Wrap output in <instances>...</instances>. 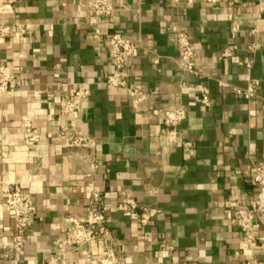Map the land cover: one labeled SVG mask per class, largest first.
<instances>
[{
    "label": "crops",
    "instance_id": "obj_1",
    "mask_svg": "<svg viewBox=\"0 0 264 264\" xmlns=\"http://www.w3.org/2000/svg\"><path fill=\"white\" fill-rule=\"evenodd\" d=\"M113 4L99 25V40L88 0H18L1 9V21L12 30L26 25L27 31L0 38V67L13 72L17 86L0 98V264H45L64 235V215L83 219L93 188L108 217L116 264H243L250 249L225 203L253 202V167L264 163V1ZM114 31L139 45L124 69L127 85L145 93L137 109L124 88L102 83L111 70L107 37ZM178 31L190 37L195 72L178 66ZM251 43L258 44L253 54L247 50ZM229 45L236 49L220 57ZM245 57H252L250 76L258 80L249 99L233 90L246 87L245 69L238 65ZM78 81L90 89L78 123L93 141L89 150L67 149L58 133L63 93L55 84ZM204 91L209 106L200 102ZM154 107L185 110L174 145L160 146L162 125L151 115ZM24 115L42 136L32 147L23 143ZM87 154L97 165L91 177L84 173ZM11 184L37 208L19 253L11 247L13 216L5 205ZM127 198L159 213L139 225ZM254 231V255L263 261L264 220H254ZM101 249L100 241L91 245L95 255ZM65 261L89 264L78 252Z\"/></svg>",
    "mask_w": 264,
    "mask_h": 264
},
{
    "label": "built area",
    "instance_id": "obj_2",
    "mask_svg": "<svg viewBox=\"0 0 264 264\" xmlns=\"http://www.w3.org/2000/svg\"><path fill=\"white\" fill-rule=\"evenodd\" d=\"M177 3L179 0H169ZM214 3L216 0H202ZM259 3L264 0H256ZM18 0H0V38L11 39L19 37L27 31L26 25H17L12 30L8 21H1V9L4 5L15 6ZM88 8L92 15L90 23L95 26L94 37L100 39L101 31L99 25L102 21L109 18L114 10L113 0H88ZM262 10V8H260ZM239 21L234 19L231 29L236 32ZM109 50V61L111 70L103 77L102 83L111 87H122L126 90L128 100L134 109H137L145 99V93L141 88L128 86L124 78V69L128 61L135 58L139 52V45L119 32H112L107 37ZM175 44L179 51L178 66L182 71L195 72L194 51L190 37L184 31L175 34ZM236 49L235 45L227 46L220 54V57H227ZM258 49L257 43H251L247 50L253 54ZM238 65L245 69L246 87L240 89L234 87L233 90L249 99L254 95V87L258 85V80L250 76L253 65L252 57H245L238 61ZM57 90L63 93V100L58 115V133L65 139L64 147L67 149L89 150L92 139L85 135L79 126V116L82 102L90 94L88 85L83 81L71 83H56ZM17 89L16 79L13 72L6 66L0 67V98L6 93H13ZM208 91H204L200 102L204 106H209ZM151 115L161 123L159 130V144L161 147L171 146L177 142L178 126L185 119L186 112L182 107H154ZM23 128V143L27 147H32L42 141V136L34 129L31 119L24 115L21 117ZM190 143L184 142L183 146L188 147ZM87 163L85 174L91 177L96 170V162L87 154L84 158ZM253 181L257 185V191L253 202L247 203L243 199L226 201L225 205L231 210L235 224L243 233V242L250 249V256L244 260L243 264H264L255 255L257 240L254 231V220L260 218L264 220V163L254 164ZM6 208L13 216V239L12 250L19 253L26 240L37 208L31 196L23 191L18 185L11 184L4 190ZM101 199L98 190L93 188L88 199V208L83 219H78L74 215L66 214L63 217L64 235L57 243L56 252L50 255L45 264H67L66 256L72 253H80L85 257L89 264H116L118 261L117 253L111 242L108 231V217L100 210L99 201ZM125 204L136 213L139 225L145 226L152 217L159 213V210L146 205L137 203L132 198H127ZM0 234L2 229L0 228ZM100 241L101 252L97 255L91 251V245ZM238 255V253H235Z\"/></svg>",
    "mask_w": 264,
    "mask_h": 264
}]
</instances>
